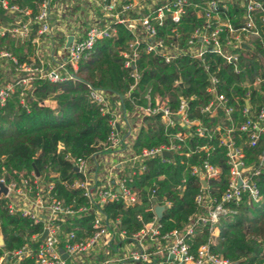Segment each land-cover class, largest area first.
I'll return each mask as SVG.
<instances>
[{
    "label": "built area",
    "instance_id": "1",
    "mask_svg": "<svg viewBox=\"0 0 264 264\" xmlns=\"http://www.w3.org/2000/svg\"><path fill=\"white\" fill-rule=\"evenodd\" d=\"M190 6L202 21L187 34L179 30L178 25ZM1 16L7 21L0 24V36L7 34L20 43L31 40L36 50L29 56L30 62L24 63H19L8 51L0 52V59L11 60L14 66L8 78L0 79V105L6 102L17 84L24 86L20 100L25 103V90L31 89L37 77L51 82L75 80L79 61L90 53L97 41L116 37L117 24L123 25L133 37L127 49L121 52L123 66L132 79L127 93L112 99L109 93L86 84L91 100L99 106L102 115L108 116L107 141L92 162L66 156L82 176L68 183V187L80 189L87 204L66 205L53 193V183L43 184L37 176L31 180L17 173V178L8 181L1 176L0 182L7 192L0 196L7 198L8 212L40 224L41 231L32 234L19 248L0 256V264H26L28 259H32V264H233L212 252L210 247L217 243L220 221L233 211L226 203H238L243 194L254 202L262 199L254 177L264 170V157L259 156L257 165H247L244 150L236 143L234 133H245L251 146L264 134V106H258L252 99L254 93L264 98L261 87L264 78L261 74L254 79L244 77L240 81L244 91L232 95L233 104L231 97L220 91L221 78L216 70H211L205 54L222 57L235 74L242 73L241 57H248L245 51L256 50L255 40L263 44L264 0H38L35 10L0 0V20ZM168 21L171 26H167ZM58 29L64 33L61 46L65 57L56 62L43 60L38 47L41 39L50 37L55 46L53 34ZM33 32L34 37H31ZM139 46L146 53L162 57L166 64L180 56L198 60L207 75L205 92L209 97L199 107V113L207 118L217 117V122L208 126L190 118L188 99L182 96L175 109L168 96L155 95L151 102L148 93L144 95L145 104L132 99L131 108L123 107L122 99L131 97L141 78L137 68ZM235 112L242 119H237ZM152 117H159L170 142L136 150L133 142L139 131L146 128L145 120ZM175 127L178 130L169 132ZM192 135L199 140L216 137L218 145L225 148L229 176L220 199L212 197L207 188L208 180L217 179L221 169L204 160L188 165L190 175L199 179L200 188L195 196L198 209L182 228L163 230L154 205L163 206L164 211L171 203L165 198L159 201L156 188L148 194L153 216L145 221L138 214L139 229L129 233L121 227L119 218L107 217L103 211L105 205L120 201L130 206L140 202V192L127 186V177L145 172L147 160L151 158L170 161L181 143ZM211 148L213 146L207 143L196 146L195 150L208 152ZM164 152H171L172 157L164 156ZM201 179L206 181V186ZM87 213L92 214V231L80 237L65 223L69 218ZM196 226L207 227L209 236L205 243L192 250Z\"/></svg>",
    "mask_w": 264,
    "mask_h": 264
},
{
    "label": "trees",
    "instance_id": "2",
    "mask_svg": "<svg viewBox=\"0 0 264 264\" xmlns=\"http://www.w3.org/2000/svg\"><path fill=\"white\" fill-rule=\"evenodd\" d=\"M37 1L9 0L10 3L33 10ZM6 19L1 16L0 24H4ZM201 21L190 6L178 28L188 34ZM171 25L168 21L167 26ZM116 29V37L97 41L90 53L79 61L75 80L51 82L37 77L32 81L31 89L25 90V103L20 100L24 86L15 85L13 93L0 105V177L5 176L8 181L17 178V173L31 180L37 176L43 184L52 182L53 193L66 205L87 204L88 200L80 189L68 187V183L82 176L66 156L92 162L97 152L101 151L102 144L107 141L110 131L108 116L102 115L99 106L91 100L90 89L86 84L109 93L112 99H119L129 89L132 79L129 70L123 66L121 52L127 49L133 36L121 24H117ZM31 37H34V32ZM254 43L256 50H246L248 57H241L243 72L240 74H235L230 65L224 64L222 57L205 54L211 70H216L221 78L220 91L230 96L233 104L232 95L244 91L240 86L244 77L254 79L261 74L264 78V35L263 44L259 40ZM2 50L11 53L19 63H24L30 62L29 56L36 47L31 40L20 43L6 34L0 36V52ZM139 51L137 68L141 71V78L137 89L131 92V97L122 99L123 107L131 108L132 99L138 104H145L147 99L144 95L148 93L151 102L155 95L168 96L171 107L175 109L182 96L188 99L190 118L199 119L208 126L217 122V117L207 118L199 113V107L209 97L205 92L207 75L198 60L180 56L175 62L166 64L162 57L144 52L141 46ZM13 67L11 60L0 59V79L8 78L14 71ZM176 80L180 83L176 84ZM261 87L264 90V82ZM252 99L258 106H264V98L254 93ZM44 101L54 105H46ZM234 116L242 119L238 112ZM145 121L146 128L139 131L133 142L136 150L170 142V136L166 134L159 117L147 118ZM176 130L178 127L169 132L174 133ZM234 136L236 143L244 150L246 164L257 165L259 156L264 157V134L254 146L249 144L245 133L235 131ZM207 143L213 146L208 152L195 150L196 146ZM181 144L170 161L151 158L147 160L145 172L127 177V186L140 192V202L130 206L120 201L105 205L103 211L107 217L119 218L121 227L129 233L139 229L141 222L137 218L138 214L145 221L153 216L149 209L148 194L156 188V198L159 201L165 198L171 203L159 219L163 230L182 228L188 217L198 209L195 196L200 182L197 177L190 175L188 165L204 160L221 169L217 179L208 180L207 188L212 197L220 199L228 185L229 176L225 148L218 145L216 137L199 140L192 135ZM254 181L261 193V201L254 202L247 194H243L238 203H226L225 206L233 211L220 221L217 243L210 247L215 254L231 262L237 261V264H264V170L254 177ZM91 222L92 214L87 213L79 218H69L65 224L74 229L78 236L85 237L92 231ZM40 231V224H33L30 219L18 214H10L7 198L0 196V233L3 239L0 256L19 248L32 234ZM195 231L196 235L191 241L192 250L205 243L209 236L207 227L196 226ZM26 264H32V259H28Z\"/></svg>",
    "mask_w": 264,
    "mask_h": 264
},
{
    "label": "crops",
    "instance_id": "3",
    "mask_svg": "<svg viewBox=\"0 0 264 264\" xmlns=\"http://www.w3.org/2000/svg\"><path fill=\"white\" fill-rule=\"evenodd\" d=\"M53 38L56 40L57 44L53 46L51 43L50 37H44L41 39L40 45V54L42 55V59L44 60H53V62L63 60L65 57V51L62 49V42L64 40V33L62 30H56L53 34ZM52 62V63H53ZM44 104H49L53 106L54 104L49 101H44Z\"/></svg>",
    "mask_w": 264,
    "mask_h": 264
},
{
    "label": "water",
    "instance_id": "4",
    "mask_svg": "<svg viewBox=\"0 0 264 264\" xmlns=\"http://www.w3.org/2000/svg\"><path fill=\"white\" fill-rule=\"evenodd\" d=\"M71 40V38H69V41ZM243 47H247V45L243 44ZM164 156H168V157H172V154L171 152H164L163 153ZM201 182L204 186H206V181L204 179H201ZM240 183V182H239ZM7 192V188L6 186L0 182V194H6ZM154 212L155 214L158 216V217H161L162 216V213H163V206L161 205H158V204H155L154 205ZM45 235V232L42 234V236L40 237V239H42ZM3 245V239L1 237V233H0V246ZM233 264H237V261L235 262H232Z\"/></svg>",
    "mask_w": 264,
    "mask_h": 264
}]
</instances>
